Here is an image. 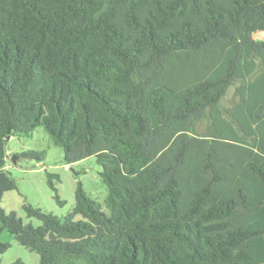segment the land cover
Segmentation results:
<instances>
[{"label": "trees", "instance_id": "obj_1", "mask_svg": "<svg viewBox=\"0 0 264 264\" xmlns=\"http://www.w3.org/2000/svg\"><path fill=\"white\" fill-rule=\"evenodd\" d=\"M257 32L264 0H0V202L37 127L108 188L106 212L80 184L61 219L25 203L37 227L0 207V232L39 264H264Z\"/></svg>", "mask_w": 264, "mask_h": 264}, {"label": "rangeland", "instance_id": "obj_2", "mask_svg": "<svg viewBox=\"0 0 264 264\" xmlns=\"http://www.w3.org/2000/svg\"><path fill=\"white\" fill-rule=\"evenodd\" d=\"M253 39L264 40V32L253 34ZM235 99L232 87L222 100L223 107H231ZM203 130L202 125L199 131ZM6 152L5 171L13 179L15 189L4 193L0 207L6 213L14 212L24 224L39 225L36 219L26 216L23 210L25 203L60 219L66 216L74 207L78 184L89 198L99 204L102 211H107L105 199L108 188L100 176L101 166L95 156L66 164L62 149L54 145L43 127H37L27 135L11 137L7 141ZM29 152L43 153L41 161L21 157ZM50 183L55 189L51 188ZM55 195L61 204L57 203ZM0 242L9 244L8 250L0 255V264L15 261L39 264L37 253L17 244L7 231L0 232Z\"/></svg>", "mask_w": 264, "mask_h": 264}]
</instances>
